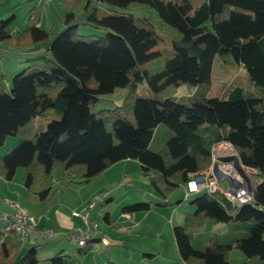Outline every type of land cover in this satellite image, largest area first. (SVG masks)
I'll list each match as a JSON object with an SVG mask.
<instances>
[{
	"label": "trees",
	"instance_id": "obj_1",
	"mask_svg": "<svg viewBox=\"0 0 264 264\" xmlns=\"http://www.w3.org/2000/svg\"><path fill=\"white\" fill-rule=\"evenodd\" d=\"M59 1L66 12L61 15L64 28L56 35L39 26L36 1L29 10L30 25L16 35L7 30L14 16L0 20V48L10 44L25 54L43 51L47 63L26 66L12 76L8 89L0 70V147L33 118L44 121L43 130L0 156V177L12 181L22 168L28 198L40 202L51 195L56 166L65 185L78 188L130 159L166 204L190 174L210 165L211 147L228 141L242 165L255 171L254 204L232 205L220 194H193V210L172 226L180 264H229L233 248L246 257L239 264H264V99L239 86L226 87L221 97H207L216 56L223 65L242 66L264 93V0H201L196 5L190 0H97L114 13L92 8L90 14L92 0L79 13L80 0ZM83 16L84 25L105 32L80 34ZM162 43L168 48L154 50ZM143 79L149 95L139 97L137 85ZM182 84L196 89L186 96L188 104L175 100ZM116 88L126 91L120 105L94 111L99 97ZM159 124L169 131L162 148L154 151L149 143ZM185 200L182 196L176 203ZM150 209L151 203L139 202L121 212ZM103 219L108 223V214ZM208 219L227 229L210 235L196 250L190 229ZM100 238L76 245L77 255L87 254ZM36 250L29 246L20 255L14 236L0 232V264H38ZM49 261L75 262L63 250Z\"/></svg>",
	"mask_w": 264,
	"mask_h": 264
},
{
	"label": "rangeland",
	"instance_id": "obj_2",
	"mask_svg": "<svg viewBox=\"0 0 264 264\" xmlns=\"http://www.w3.org/2000/svg\"><path fill=\"white\" fill-rule=\"evenodd\" d=\"M82 3L81 9L76 13L82 11L87 0H80ZM194 5L201 0H190ZM34 0H0V20H6L12 16L7 30L16 35L19 31L26 29L30 25L29 10L35 4ZM37 6L44 12L41 22V28L48 30L52 35H56L64 28L61 15L66 11L60 4L59 0H51L49 3L37 2ZM92 8H97L100 13L107 11L114 13L107 9L102 1L92 0L89 5L88 13L90 14ZM83 12V11H82ZM87 17V16H86ZM83 18L78 21V31L80 34H96L101 35L105 32L99 27L86 26L82 23ZM10 44H2L0 48V70L4 75V85L6 89L10 85L12 76L21 72L26 68L27 64L24 62L25 53L15 51ZM168 48L164 43L157 45L154 50ZM43 59V57H40ZM211 81L208 88V94L216 93L221 97L222 90L228 86H239L244 89L247 94L263 98L264 93L259 87L253 85L248 78L245 69L240 65L226 66L218 56L215 57L212 71ZM188 89L185 85H180L177 88L175 100L188 104L186 96H188ZM125 89L116 88L112 93L104 94L99 97L93 109L98 111L100 109H111L120 105ZM137 94L139 97H146L149 95V88L146 81L143 79L137 85ZM52 116L57 117L56 113ZM168 128L164 124H159L153 131L149 147L154 150H160L167 139ZM16 136H9L5 144L0 147V153L4 154L7 150L14 148L13 141ZM125 168L127 172H120L107 191L103 192L105 197L107 194L112 197V200L105 203L103 206L97 204L96 208H100L102 213L108 212L114 227L105 226L102 217L97 215L96 222L98 230H101L103 237L109 242V245L103 246L98 244L93 250L89 251L84 256H78L76 249L68 246L67 253L75 260L74 264H180V259L176 250V245L172 236V226L179 225L183 222L184 213L192 211L193 206L190 204L194 195H191L188 200L177 205V201L183 196L182 188L179 187L168 198L169 203L164 204V200L157 194V192L149 185L148 180L141 175L140 167L134 162H127ZM23 170L18 168L14 180L22 181ZM55 200L63 202L61 205H73L77 203L79 194L84 193L81 197H85L87 190L84 186L78 188L65 187V182L61 180V168L56 166L53 171ZM131 181V184L127 183ZM254 182V176H251V184ZM94 185L97 182H92ZM92 187V186H91ZM94 188H100L94 186ZM61 191H64L63 193ZM82 191V192H81ZM100 193L94 196L91 201ZM74 202V203H73ZM151 203V209L148 211H137L133 213V221L136 226L129 231L128 226L120 225V213L123 207L133 203ZM20 208V207H19ZM81 211H79L80 213ZM223 223H213L211 220H206L200 227L191 228L192 247L200 250L203 247L204 241L212 234L221 232L225 226ZM109 227V228H106ZM106 230V233L102 229ZM118 236V239L115 237ZM120 237V239H119ZM41 245L37 253L38 264H51L49 258L46 260L47 249ZM40 248V247H39ZM26 251V245H21L20 252ZM235 253L241 254L238 249L233 248L228 255L229 264H235ZM20 254V255H21ZM144 254H152L154 256L147 257ZM242 255V254H241ZM244 257V256H243Z\"/></svg>",
	"mask_w": 264,
	"mask_h": 264
},
{
	"label": "crops",
	"instance_id": "obj_3",
	"mask_svg": "<svg viewBox=\"0 0 264 264\" xmlns=\"http://www.w3.org/2000/svg\"><path fill=\"white\" fill-rule=\"evenodd\" d=\"M43 16H44V12L42 11L41 22ZM41 22L39 23V26L41 25ZM43 54H44L43 51L35 52L31 54H25L23 60L28 61L26 62L27 66L32 65L36 67H45L47 63H46V57ZM40 57H43V59H40ZM195 90L196 89L194 88L191 89V91H188L189 92L188 96L192 95L195 92ZM224 90L225 88L222 90V95L224 94ZM207 97H220V96L217 95L216 93L211 94V92H209ZM43 129H44V121L40 117L33 118L30 122H28L18 130L17 134L15 135L16 140L14 139L15 141H13V145L17 144L22 139L28 138L32 136L34 133L39 132ZM1 155L2 154L0 153V156ZM127 162H134L138 164V162L135 160L125 159L111 165L105 171H103L99 176L91 180L89 183L85 184L84 187L87 190L86 196L81 197L84 193L79 194V197L77 198L76 201L77 203L73 202L74 204L71 206L70 205L63 206L61 205L63 202H60L57 199L55 200L54 198L55 194L53 193L54 192L53 189L48 199L40 202H32L28 198L21 180L19 181L13 179L12 181H5L0 177V214L10 215L15 211V207L18 206L21 209H23L28 215L32 216L35 219L36 228L38 230H44V229L51 230V234L49 235H44L40 238H36L34 240L22 244V245H26V250L27 248H29V246H36L37 248L36 251L38 253L39 249L42 248L41 245H44L43 246L44 248H48L46 254L47 255L46 260L60 250H63L65 253H67L68 246L69 247L72 246L74 248L76 247L75 240L73 239L72 235H76L78 229L83 228L85 226V222H83L79 217L75 216L74 213H79V211H81L80 213H82L84 211L86 204L90 202L94 196L108 190V188L116 179V177L120 175L121 171L124 173L127 172V168H125ZM248 169H249L250 180H251V176L252 175L254 176V182H252V186H253V184L256 182L255 171L251 168ZM92 182H97V183L94 185ZM127 183L131 184V181L127 180ZM64 186L67 187L66 185ZM94 186H99L100 188H94ZM182 191H183V187H182ZM61 192L63 193L64 191ZM101 196H102V201L95 202V207L91 211L85 212L88 221L91 220L97 224L96 217L98 215L99 217H102L105 226L114 227V224H112L114 220H111L110 214L108 212L103 214L99 207L96 208L98 203L100 206H103L105 203L111 201L112 197L109 196L108 194L105 197L104 193ZM105 214H108V221H109L108 223L103 219V216ZM119 217L121 221L119 223L121 224L117 226L118 229L123 228L122 226H128L127 231H129L131 228H134L137 224L136 222H132L133 214H123L121 212ZM4 223L5 221L3 219H0V232L2 230ZM224 226L225 228L221 232H217V233L225 232L227 226L226 225ZM106 228L102 229L104 233H106V230H108ZM100 231L101 230H98V226H97V233L94 236L97 238L100 237L104 238ZM115 238L118 239V236H116ZM98 244H100V242L99 243L96 242L92 246V250ZM241 254L235 253L236 261L239 262H233V263L239 264L246 261V257L243 254L242 255Z\"/></svg>",
	"mask_w": 264,
	"mask_h": 264
},
{
	"label": "built area",
	"instance_id": "obj_4",
	"mask_svg": "<svg viewBox=\"0 0 264 264\" xmlns=\"http://www.w3.org/2000/svg\"><path fill=\"white\" fill-rule=\"evenodd\" d=\"M35 1L49 3L51 0ZM210 152V165L202 171L190 174L189 180L183 187V199L185 200L193 194L206 193L209 196L220 194L232 205L254 204L252 192H250L252 184L249 169L239 162L243 174L238 171L235 158L239 159V156L233 145L228 141H220L211 147ZM222 158H230V160L224 161ZM97 201H102V196L95 197L88 202L82 213H74L85 222V226L78 229L76 235H72L77 247H84L86 242L95 237L94 235L97 233V224L94 221H88L85 213L91 211ZM0 219L5 221L2 233L14 236L19 245L51 234L50 229L38 230L35 219L18 206L10 215L0 214ZM100 244L107 246L109 242L100 238Z\"/></svg>",
	"mask_w": 264,
	"mask_h": 264
},
{
	"label": "water",
	"instance_id": "obj_5",
	"mask_svg": "<svg viewBox=\"0 0 264 264\" xmlns=\"http://www.w3.org/2000/svg\"><path fill=\"white\" fill-rule=\"evenodd\" d=\"M222 160H224V161H228V160H230V158H222ZM239 162H240L239 159L236 157V158H235V165H236L238 171H239L241 174H243V171H242V169H241V167H240V163H239ZM250 192H252V186H250Z\"/></svg>",
	"mask_w": 264,
	"mask_h": 264
}]
</instances>
